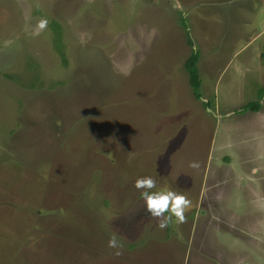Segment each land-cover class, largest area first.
Returning a JSON list of instances; mask_svg holds the SVG:
<instances>
[{"label": "rangeland", "instance_id": "obj_1", "mask_svg": "<svg viewBox=\"0 0 264 264\" xmlns=\"http://www.w3.org/2000/svg\"><path fill=\"white\" fill-rule=\"evenodd\" d=\"M262 53L264 0H0V264H264V213L233 214L250 178L204 154L264 132L227 114L260 99ZM144 176L192 201L185 223L156 226Z\"/></svg>", "mask_w": 264, "mask_h": 264}, {"label": "crops", "instance_id": "obj_2", "mask_svg": "<svg viewBox=\"0 0 264 264\" xmlns=\"http://www.w3.org/2000/svg\"><path fill=\"white\" fill-rule=\"evenodd\" d=\"M264 54V53H262ZM261 97L259 100L260 102V108L257 111H250L251 113H242V117H248L249 122H251V126L255 127L256 129H262L264 130V99H262V95L264 94V87L262 88V91H260ZM263 92V94H262ZM248 103V102H247ZM246 103H235L233 105L232 110H229L227 114H232L234 109L239 105L243 106ZM239 129L236 128V131ZM233 133H235L233 131ZM233 133H229L226 136V139L219 141V139L216 137L213 138V141L208 146L207 150H203L204 154L208 153L209 158L208 161L206 160V168L207 169H213L210 166V161L213 157H219L220 154L222 156H228V158H223L224 162H218V166H220L223 170H225V173L228 172L235 176V179L237 178L239 181L245 178H250V184L247 189H245V186L241 185V188L236 190L235 195L236 197L240 194H244L241 196V200L236 198L234 203V215H239L240 211L243 214L239 216V219L245 215L247 216L248 213H244L242 211L243 209L245 212L251 211L249 214L254 215V218L252 219V224L255 220V215L260 214L262 215L264 213V132H259L256 136H240L235 138L233 136ZM206 159V157H205ZM209 164V166H208ZM215 166V165H214ZM228 171V172H226ZM229 174V176H230ZM254 194L255 200L252 199V195ZM255 201V203H254ZM240 209V210H239ZM264 217L259 218L258 221L256 220V225H264ZM234 219V221H236ZM225 225L228 224V222L224 223ZM244 224V223H243ZM240 226H237V223L234 222L229 228H223L224 232H222V239L224 242V247L227 249H231L230 242H231V236L230 233H227L226 230H240ZM243 230V229H242ZM236 233V232H235ZM258 235V234H256ZM262 236L264 237V232L262 233ZM263 239V238H262ZM235 240V238H234ZM255 242L259 240L257 236L254 238ZM226 242H229L228 244H225ZM258 242H256V247L252 248V252H255V254L252 253V257L256 259L257 256V250H258ZM256 249V251H255Z\"/></svg>", "mask_w": 264, "mask_h": 264}, {"label": "clouds", "instance_id": "obj_3", "mask_svg": "<svg viewBox=\"0 0 264 264\" xmlns=\"http://www.w3.org/2000/svg\"><path fill=\"white\" fill-rule=\"evenodd\" d=\"M47 26V20L39 22V28L44 29ZM130 73H124L128 75ZM199 162L192 161L189 167L199 168ZM157 182L151 176L138 177L133 182V187L140 191L143 200V210L156 222V226L161 230L166 229L170 224H183L186 222V212L191 210L192 201L184 194L168 189H156ZM166 213L168 215H166ZM107 247L114 249V254H122L123 245L118 241L115 235L109 237Z\"/></svg>", "mask_w": 264, "mask_h": 264}, {"label": "trees", "instance_id": "obj_4", "mask_svg": "<svg viewBox=\"0 0 264 264\" xmlns=\"http://www.w3.org/2000/svg\"><path fill=\"white\" fill-rule=\"evenodd\" d=\"M198 55L196 52H193L190 57L185 61L184 66L188 73V81L192 88L193 95L195 98L199 99L201 97L200 89V79L198 74V69L196 67V62ZM260 108L259 100L250 101L245 105L241 106L239 112H245L247 110L257 111Z\"/></svg>", "mask_w": 264, "mask_h": 264}]
</instances>
